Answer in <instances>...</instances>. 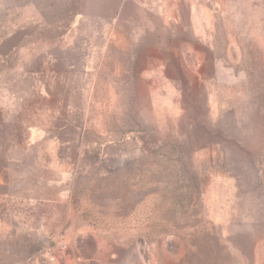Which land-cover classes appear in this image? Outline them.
I'll return each instance as SVG.
<instances>
[{
  "label": "rangeland",
  "instance_id": "1",
  "mask_svg": "<svg viewBox=\"0 0 264 264\" xmlns=\"http://www.w3.org/2000/svg\"><path fill=\"white\" fill-rule=\"evenodd\" d=\"M0 264H264V0H0Z\"/></svg>",
  "mask_w": 264,
  "mask_h": 264
}]
</instances>
